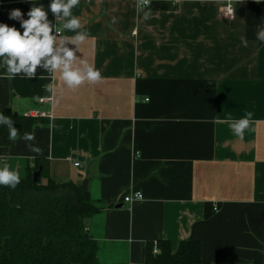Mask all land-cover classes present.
Segmentation results:
<instances>
[{
  "label": "crops",
  "instance_id": "0c3cea01",
  "mask_svg": "<svg viewBox=\"0 0 264 264\" xmlns=\"http://www.w3.org/2000/svg\"><path fill=\"white\" fill-rule=\"evenodd\" d=\"M136 2L73 10L89 33L77 55L102 82L72 90L59 74L9 80L0 69V111L44 120L33 141L0 146V167L25 176L38 161L58 181H87L103 264H144L159 241L177 253L183 240L201 243V264H264V3L151 0L144 21ZM9 8L0 2V22ZM247 112L241 140L230 123ZM130 189L143 199L125 202Z\"/></svg>",
  "mask_w": 264,
  "mask_h": 264
},
{
  "label": "trees",
  "instance_id": "16d2710c",
  "mask_svg": "<svg viewBox=\"0 0 264 264\" xmlns=\"http://www.w3.org/2000/svg\"><path fill=\"white\" fill-rule=\"evenodd\" d=\"M9 2V11L21 9V0ZM12 20L5 19L10 25ZM14 120L18 133H33L43 117L2 111ZM8 128L0 126V146L10 145ZM39 160V159H38ZM42 169L38 181L34 173ZM16 189L0 186V264H103L99 244L89 231V220L100 211L90 191L74 180L58 181L37 161ZM150 247L144 264H201L199 241L183 240L177 253L169 241Z\"/></svg>",
  "mask_w": 264,
  "mask_h": 264
},
{
  "label": "clouds",
  "instance_id": "9594fccd",
  "mask_svg": "<svg viewBox=\"0 0 264 264\" xmlns=\"http://www.w3.org/2000/svg\"><path fill=\"white\" fill-rule=\"evenodd\" d=\"M27 2L31 7L26 13L19 8L8 12V19L16 21L19 27L0 22V69H3L6 78L32 80L37 77L39 70L47 73L50 78H55L59 74L62 83L72 90L86 82L88 84L102 82L104 77L101 71L77 55L80 53L79 46L89 38V33L83 29L80 18L73 14L81 0H49L46 6L42 0L38 3L36 0ZM255 2L260 4L264 3V0ZM150 4L151 0L136 2V11L143 13L144 21L151 18ZM58 21L63 23L58 25ZM64 31L73 32L75 35L64 36L62 35ZM256 39L264 42V26H258ZM247 44L248 41L243 40L245 47ZM252 116L251 112H247L243 118L230 123V128L237 138L244 139L245 130L252 123ZM0 126L8 128L10 141L35 139L32 133L20 135L18 129L14 127L13 118L2 111ZM29 148L37 154L41 151L35 145H29ZM20 182L21 176L18 171L7 164L0 167V186L14 190Z\"/></svg>",
  "mask_w": 264,
  "mask_h": 264
},
{
  "label": "built area",
  "instance_id": "2783aa9c",
  "mask_svg": "<svg viewBox=\"0 0 264 264\" xmlns=\"http://www.w3.org/2000/svg\"><path fill=\"white\" fill-rule=\"evenodd\" d=\"M226 9L227 11L232 14V11H233V7L231 5V3H228L227 6H226ZM136 33V32H134ZM46 99L45 98H42L41 101H45ZM45 114V113H44ZM33 116H36L34 114H32ZM39 116V115H38ZM45 116V115H44ZM80 163L79 162H75V166H79ZM144 197L142 191L140 190H134V189H130L124 196V201L125 202H133V201H136V200H142ZM155 252L158 251V249H155L154 250Z\"/></svg>",
  "mask_w": 264,
  "mask_h": 264
},
{
  "label": "water",
  "instance_id": "95a60500",
  "mask_svg": "<svg viewBox=\"0 0 264 264\" xmlns=\"http://www.w3.org/2000/svg\"><path fill=\"white\" fill-rule=\"evenodd\" d=\"M41 171H42V169L40 168L38 171H36V172L34 173V180H35V181H38V180H39V177H40V175H41ZM82 186H83L84 188H87V181H84V183L82 184Z\"/></svg>",
  "mask_w": 264,
  "mask_h": 264
},
{
  "label": "rangeland",
  "instance_id": "374dc122",
  "mask_svg": "<svg viewBox=\"0 0 264 264\" xmlns=\"http://www.w3.org/2000/svg\"><path fill=\"white\" fill-rule=\"evenodd\" d=\"M83 183H84V181L82 182V184H83ZM155 249H158L157 245H156V248H155ZM155 249H154V250H155Z\"/></svg>",
  "mask_w": 264,
  "mask_h": 264
}]
</instances>
